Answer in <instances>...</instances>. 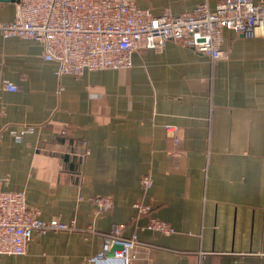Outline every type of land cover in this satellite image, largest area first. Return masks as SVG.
Wrapping results in <instances>:
<instances>
[{"label":"crops","instance_id":"obj_1","mask_svg":"<svg viewBox=\"0 0 264 264\" xmlns=\"http://www.w3.org/2000/svg\"><path fill=\"white\" fill-rule=\"evenodd\" d=\"M19 2L0 0V25ZM218 2L135 4L179 15ZM221 50L212 62L168 41L134 52L128 69L57 76L41 42L0 29V190L75 229L35 234L0 264H116L99 255L119 225L139 243L129 264H264V34L224 31ZM96 196L111 200L109 212L96 215ZM150 218L173 232L148 230Z\"/></svg>","mask_w":264,"mask_h":264},{"label":"built area","instance_id":"obj_2","mask_svg":"<svg viewBox=\"0 0 264 264\" xmlns=\"http://www.w3.org/2000/svg\"><path fill=\"white\" fill-rule=\"evenodd\" d=\"M136 0H20L14 20L0 25L5 38L33 39L42 43V57L57 64V76H81L86 71L121 70L131 67L136 51L162 52L168 41L178 42L212 62L225 59L221 50L224 31L252 37L261 28L264 34V0H219L214 10L205 3L190 12L173 15L163 10L153 15L138 8ZM2 88L15 92L11 83ZM174 136L177 128L166 127ZM27 127L23 135L32 132ZM1 184V178H0ZM143 189L151 186L149 176L140 179ZM96 215L112 208L108 197L91 199ZM139 215L151 210L149 205H136ZM39 212L30 210L23 192L0 190V255L18 256L26 252L35 234L48 231H73L74 223L52 219L43 221ZM123 226H116L110 235L102 236L99 259L107 263L129 264L131 253L139 246L135 236L123 238ZM147 229L170 235L173 229L165 222L150 218ZM121 250L112 251L114 244Z\"/></svg>","mask_w":264,"mask_h":264},{"label":"water","instance_id":"obj_3","mask_svg":"<svg viewBox=\"0 0 264 264\" xmlns=\"http://www.w3.org/2000/svg\"><path fill=\"white\" fill-rule=\"evenodd\" d=\"M121 249H122V244H120V243H116L112 247V251L121 250Z\"/></svg>","mask_w":264,"mask_h":264}]
</instances>
